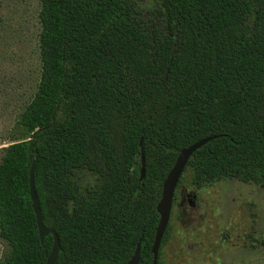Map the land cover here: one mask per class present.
<instances>
[{"label":"trees","instance_id":"16d2710c","mask_svg":"<svg viewBox=\"0 0 264 264\" xmlns=\"http://www.w3.org/2000/svg\"><path fill=\"white\" fill-rule=\"evenodd\" d=\"M40 6V81L17 122L25 139L0 162V264H46L53 248L32 207L34 159L56 264H128L140 239L153 264L164 182L205 138L219 136L187 165L197 188L264 184V0Z\"/></svg>","mask_w":264,"mask_h":264},{"label":"rangeland","instance_id":"374dc122","mask_svg":"<svg viewBox=\"0 0 264 264\" xmlns=\"http://www.w3.org/2000/svg\"><path fill=\"white\" fill-rule=\"evenodd\" d=\"M146 12L154 0H139ZM40 0H0V162L25 139L17 122L40 81ZM176 188L159 264H264V184L220 180ZM9 249L0 239V260Z\"/></svg>","mask_w":264,"mask_h":264},{"label":"water","instance_id":"95a60500","mask_svg":"<svg viewBox=\"0 0 264 264\" xmlns=\"http://www.w3.org/2000/svg\"><path fill=\"white\" fill-rule=\"evenodd\" d=\"M57 111L58 109L55 110L54 114H56ZM54 124H55V117L53 116L50 127H52ZM50 127L38 130L33 135V137L30 140V150L32 149V145L34 141L36 140L37 136L41 134L42 132L48 130ZM217 138H219V136H212V137L205 138L199 141L198 143L194 144L193 146L182 150L176 160V163L173 169L168 174L164 182V185H163V193H162L161 201L159 202L157 206V212L160 216V221L157 227L155 241H154V244L151 250L152 255H153V264H158L162 240L164 238L165 232L167 230V227L170 221L174 194L179 184V181L187 168V165L190 159L199 149H201L202 147L207 145L209 142ZM141 147H142L141 177L142 179H144L145 177V156L143 153V142L142 141H141ZM35 168H36V159L33 160L31 171H30V195H31L32 207H33V210L36 216V222H37L41 242L43 243L45 238H47L50 235L54 239L53 248L47 259L46 264H56L59 253H60L61 244H60L59 236L57 235V233L53 229L46 227L44 223L41 203L38 198V194L36 191V185H35ZM141 252H142V239L139 240L134 256L132 257V259L130 260L128 264H140Z\"/></svg>","mask_w":264,"mask_h":264}]
</instances>
